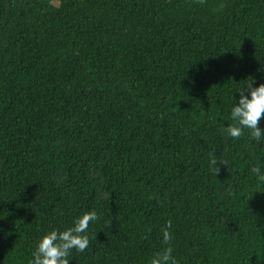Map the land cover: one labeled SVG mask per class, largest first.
Wrapping results in <instances>:
<instances>
[{
	"label": "trees",
	"instance_id": "trees-1",
	"mask_svg": "<svg viewBox=\"0 0 264 264\" xmlns=\"http://www.w3.org/2000/svg\"><path fill=\"white\" fill-rule=\"evenodd\" d=\"M53 1L0 0V264L89 210L69 264H150L169 220L178 264H264V139L226 132L264 0Z\"/></svg>",
	"mask_w": 264,
	"mask_h": 264
},
{
	"label": "clouds",
	"instance_id": "clouds-1",
	"mask_svg": "<svg viewBox=\"0 0 264 264\" xmlns=\"http://www.w3.org/2000/svg\"><path fill=\"white\" fill-rule=\"evenodd\" d=\"M246 83L237 89L236 97L230 107V118L234 124L226 126L227 135L232 138L240 137L245 129L251 140L257 143L264 139V128L259 126L264 116V83L254 86L255 77L245 79ZM215 163V162H214ZM251 172L255 173L259 180L264 181V171L253 166ZM98 219L95 210H89L75 217L71 226L63 230L53 228L42 234L35 242L28 264H69L71 250L83 252L89 244L86 230L90 221ZM171 220L166 221L162 228V243L168 245L155 253L150 264H178L172 256V248L168 243L172 239Z\"/></svg>",
	"mask_w": 264,
	"mask_h": 264
},
{
	"label": "rangeland",
	"instance_id": "rangeland-1",
	"mask_svg": "<svg viewBox=\"0 0 264 264\" xmlns=\"http://www.w3.org/2000/svg\"><path fill=\"white\" fill-rule=\"evenodd\" d=\"M53 3H54L55 5H58V4H59V2H58L57 0H54Z\"/></svg>",
	"mask_w": 264,
	"mask_h": 264
}]
</instances>
